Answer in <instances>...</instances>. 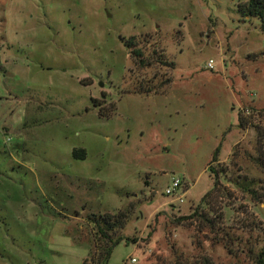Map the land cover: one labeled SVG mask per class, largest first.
I'll use <instances>...</instances> for the list:
<instances>
[{"label":"rangeland","instance_id":"obj_1","mask_svg":"<svg viewBox=\"0 0 264 264\" xmlns=\"http://www.w3.org/2000/svg\"><path fill=\"white\" fill-rule=\"evenodd\" d=\"M236 1L0 0V264H82L118 211L105 264H264V33ZM217 145L255 199L200 203Z\"/></svg>","mask_w":264,"mask_h":264},{"label":"trees","instance_id":"obj_2","mask_svg":"<svg viewBox=\"0 0 264 264\" xmlns=\"http://www.w3.org/2000/svg\"><path fill=\"white\" fill-rule=\"evenodd\" d=\"M236 8L240 16L250 18L256 17L260 22V30L264 33V0H237ZM133 36H129L124 39L125 45L129 48V53L133 57H137V62L142 64L140 58V51L132 48L134 46ZM93 102L97 101L93 99ZM250 124L249 114L248 116L243 114L242 111L238 112L236 127L239 129H246ZM261 137L264 138V132H261ZM218 149L217 145L208 161L207 169L212 180V185L200 198V203L209 205L213 204V199L218 191L222 187V179H227L232 182L235 186L246 192L250 198L255 199L257 197V181L255 178H229L227 177L228 167L225 164H221L218 160ZM71 154L74 157L83 158L84 150L82 148H72ZM212 210V209H211ZM197 215L201 219L208 223V226L212 228L215 222L212 218L207 216L205 211L197 212V207L191 212V216ZM126 213L125 211H118L116 213H104L100 215L91 214L88 219L91 223V247L87 258H84L82 264H88V261H93L94 264H105L112 247L118 243L119 240L124 239L127 241H135L134 238L124 237L122 234L116 232L117 229L122 228L125 222ZM183 216L176 218V221H180ZM178 219V220H177ZM90 259V260H89ZM201 264H208L206 259H202ZM175 264H183L176 262Z\"/></svg>","mask_w":264,"mask_h":264},{"label":"built area","instance_id":"obj_3","mask_svg":"<svg viewBox=\"0 0 264 264\" xmlns=\"http://www.w3.org/2000/svg\"><path fill=\"white\" fill-rule=\"evenodd\" d=\"M206 66H207L208 68H212V66H213V62H212L211 59H209V60L207 61ZM179 186H180V180H179V178H177V177H171V181H170V183L165 187V189H164V193H165V194H174ZM175 199L181 201V195H177V196H175ZM130 262H135V258H134V257L130 258Z\"/></svg>","mask_w":264,"mask_h":264}]
</instances>
